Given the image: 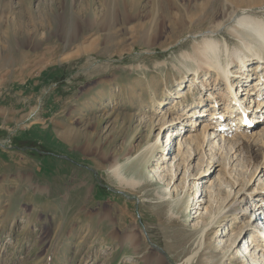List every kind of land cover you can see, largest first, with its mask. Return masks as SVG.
<instances>
[{
    "label": "rangeland",
    "instance_id": "obj_1",
    "mask_svg": "<svg viewBox=\"0 0 264 264\" xmlns=\"http://www.w3.org/2000/svg\"><path fill=\"white\" fill-rule=\"evenodd\" d=\"M230 3L234 11L264 12V0ZM226 4L0 0V264L249 262L236 255L229 261L231 251L218 241L227 239L223 234L239 235L235 250L243 252L244 241L264 236V222L261 226L253 221L254 207L264 195V141L256 138L234 146L229 158L236 151L232 166L239 165L237 171L225 169L221 150L215 156L203 147L190 166L196 176L198 161L204 158L202 168L209 171L201 181L188 178L181 183L183 170L172 162L178 130L180 136H199L207 125L210 135L211 125H216L208 89L200 95L188 92L194 77L189 57L221 21ZM66 11L69 29L61 35L55 31L57 16ZM222 29L217 39L232 44L226 27ZM198 73L200 80L206 79L204 70ZM253 79L245 75V86ZM210 81L205 85L220 96L223 85ZM176 93L185 99H175ZM199 100L204 108L199 120L192 119L200 124L195 132L185 112ZM214 105L219 117L223 107ZM254 106L246 120L241 117L248 135L264 130V113L256 115ZM259 116L260 126L252 128ZM232 119L226 114L220 121L230 128ZM59 134L67 138L62 141ZM232 135L224 136L231 141ZM157 138L160 144L151 153ZM160 157L164 166L172 162L175 167L168 188L178 189L174 193L172 188L170 197L169 180L160 181L153 171ZM118 175L138 183L122 187ZM244 181L247 188L235 199L241 189L235 186L229 199L238 205L201 236V222L197 224L191 205L196 188L198 197L209 182L222 190L226 183ZM221 193L222 201L227 194ZM246 196L253 204L247 212L240 206ZM222 208L220 204L218 210Z\"/></svg>",
    "mask_w": 264,
    "mask_h": 264
},
{
    "label": "bare ground",
    "instance_id": "obj_2",
    "mask_svg": "<svg viewBox=\"0 0 264 264\" xmlns=\"http://www.w3.org/2000/svg\"><path fill=\"white\" fill-rule=\"evenodd\" d=\"M230 1L231 0H227L225 9H223L224 15L221 21L219 23L214 24V26L212 27V31L209 32L207 35L203 36L204 38L197 47L195 54L192 57H189L190 65L193 69L192 74L194 77L188 87V92H190L191 95H194L195 93L199 94V92H202L200 90L208 89L205 93L209 94L210 111L213 110V113L211 114V121L216 120V125H211L210 129L212 132L210 135L208 134L207 125H204L202 127L201 131L203 132V134L199 136L193 134L194 132L185 134L184 136H180L182 130H178L176 132L175 135L178 136L176 140V148L174 149V154L176 155H174L172 162H178L177 167L181 166V169L183 170V177L181 183H185L188 178H191L190 180L193 181L197 180L196 178H198V180L201 181L204 179L205 175H207L209 169L205 170L202 168V165L206 163V161L204 162V158L202 159V162L201 160L198 161L199 164L196 168V170H198V173L196 176H193L190 170L192 162L196 159V157H200V152L203 151V147L208 146L210 153L214 154L215 156L218 155L219 151L221 150L220 155L223 154L225 156L223 157V164L225 169L237 171L239 165H236L238 166V168L235 165L232 166V164L234 163L233 161H237L236 159L233 160L236 151H234L232 156L229 158V155L233 151L234 146L239 142L245 144L248 140H254L256 138H259V141H264V130L259 131L262 132V135H259V132L255 130L254 132L248 135L247 133L250 129H248L249 127H244L245 125L243 124L241 119L242 115L243 117H248V114H251L252 104L256 106V115H261L264 113V72H262L261 70L262 68L264 69V12L255 13L253 9L245 8H239L236 10V12L230 7L234 6V3L232 4L230 3ZM65 15H67V11L66 14L62 13L57 16V24L55 27V31L57 29V32L61 33V35H66V31L68 32L69 29V23ZM48 23L49 25H51L52 21L48 19ZM222 28L226 30L225 33L228 34V36L232 39V44H228L224 40H222L221 42L217 39L218 35L223 30ZM255 61L258 62V64L254 67L253 65ZM2 63L3 61H0V64ZM199 69L204 70V76L206 78L205 80L199 79ZM256 71L258 74L257 77L254 75V72ZM244 74L246 75V78H254L252 81L249 82L250 85L252 84L251 86L249 84L245 86V82L247 81H243L245 80ZM211 78L213 79L212 82L214 86L223 85V92H220V96L216 95L218 94L216 92L212 93V91L214 90H209V86L211 85H205L207 81L208 83L211 82ZM241 82L244 84L243 87H240L238 85ZM198 84L200 86H197ZM236 87H238L237 91ZM176 94L177 96L175 99L177 100H182L186 97V95L182 96L181 94ZM261 96L263 97V99H260ZM245 101L248 102L247 106L243 104L245 103ZM214 103L219 107H223L222 112L218 113V116L220 115L219 117H217V106H215ZM188 108L190 107L188 106ZM203 108L204 107H202V103L199 100V102L196 103L195 107L191 106V109L185 112L186 115L188 114L187 119L190 120L188 121L190 123V128H192V130L194 131L196 130V128H198V126H200V124H198L197 121H193L192 119L196 118V120H199L200 116L203 115L201 114V110L203 112ZM226 114L233 117L232 120L234 123L231 125L230 128H226L224 125L221 124L222 122L220 121V119L224 118ZM234 118L237 119H235L234 121ZM261 119L263 118L259 116L257 120V125L252 128L260 126L259 122H261ZM231 133H233L232 139L231 141H227L224 135H230ZM66 135L67 134H59V137H63L61 140L64 141L67 138ZM217 138L218 140H216ZM165 139L166 144H168V141L170 140L168 134L165 136ZM234 139L235 143H232V140L234 141ZM159 144L160 139H158L153 144V146H151V153H153L154 149ZM238 147L240 148L241 144ZM211 161H213V159H211ZM172 162L170 163L169 167L164 166V160L160 157L156 161L155 167L153 169L157 179H159L160 181H162L164 178L169 180V183L166 188L168 197H170V191L172 188L174 193H177L178 189L177 186H171L170 189L168 188L170 182L174 181L176 176L175 173L173 175L172 168L175 167L171 165ZM208 165L209 164H207L206 167H208ZM115 173L118 174V172L116 171ZM118 179L119 184L122 187H130L132 186V184L138 183L132 179H126L124 176L122 177L121 175H118ZM216 179L219 180L220 187H222L223 185L221 184V179L219 178V176ZM226 184L227 186L224 189L220 190L219 188H217L216 184L214 185L213 182H209L207 184L208 187H206L205 190L201 189V192L197 197V193H199V190L196 187L198 185H196V182L191 183V185L196 188V194L194 197H192L193 199L191 200V205L193 206V209H195V212L193 214H196L195 218L198 219L197 224H200L201 222V226L199 228L201 236H206L208 233H210V231L214 229L213 225L215 226L217 221L221 217H223V215L233 211V209L239 203L235 199L239 194H241V192L244 191L245 187L247 186V184H245V181L244 183H242V185L237 184L236 182H233L232 185L229 183ZM235 186H237V188L241 187V189L237 191L235 199L230 202L229 199L234 193L233 188ZM223 190L226 191L227 196L221 201L220 196L222 195L221 192ZM244 194L245 192L242 193V196ZM188 198L190 199V195ZM244 198L245 199L242 200L240 206L244 204L243 208H246L247 212L248 208L253 204L252 200L249 199V197L246 196ZM194 200H197V202L194 203ZM258 203L259 205L254 207H258V209L253 214L255 216L253 221L255 223L259 222V224L262 226V223L264 222V195L262 199L258 201ZM220 204L223 207L222 210H218ZM202 220H205L204 223H202ZM262 230L264 233V224ZM223 235L224 237H227V239H220L218 241V244L221 245V247H224V249H227L228 252L231 251L230 255L232 256L230 259H228L229 261H231L234 258V255H236L239 256L241 259L242 257H247L250 264H264V236L252 237L248 241H244L243 252H241L240 250H235L237 248L235 246V243L239 235ZM243 253L245 254V256L243 255ZM187 262L188 259L186 263ZM245 262L246 264H249V262H247L246 260Z\"/></svg>",
    "mask_w": 264,
    "mask_h": 264
},
{
    "label": "water",
    "instance_id": "obj_3",
    "mask_svg": "<svg viewBox=\"0 0 264 264\" xmlns=\"http://www.w3.org/2000/svg\"><path fill=\"white\" fill-rule=\"evenodd\" d=\"M120 194H121V193H120ZM153 248H154V247H153ZM155 249H156V248H155ZM157 250H159V251L161 252V254H163L162 251H161L159 248H157ZM163 255H164V254H163Z\"/></svg>",
    "mask_w": 264,
    "mask_h": 264
}]
</instances>
